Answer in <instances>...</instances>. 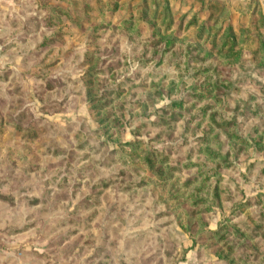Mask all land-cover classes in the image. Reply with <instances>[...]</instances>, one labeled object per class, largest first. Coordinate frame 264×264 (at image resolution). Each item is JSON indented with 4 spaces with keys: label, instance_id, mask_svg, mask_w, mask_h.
Segmentation results:
<instances>
[{
    "label": "rangeland",
    "instance_id": "rangeland-1",
    "mask_svg": "<svg viewBox=\"0 0 264 264\" xmlns=\"http://www.w3.org/2000/svg\"><path fill=\"white\" fill-rule=\"evenodd\" d=\"M264 264V0H0V264Z\"/></svg>",
    "mask_w": 264,
    "mask_h": 264
},
{
    "label": "crops",
    "instance_id": "crops-1",
    "mask_svg": "<svg viewBox=\"0 0 264 264\" xmlns=\"http://www.w3.org/2000/svg\"><path fill=\"white\" fill-rule=\"evenodd\" d=\"M181 264H185V263H181ZM186 264H193V261H192V263L190 261H188Z\"/></svg>",
    "mask_w": 264,
    "mask_h": 264
}]
</instances>
